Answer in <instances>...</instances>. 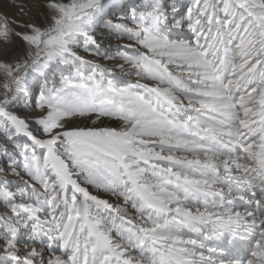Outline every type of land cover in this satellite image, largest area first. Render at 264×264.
Instances as JSON below:
<instances>
[{
    "label": "snow or ice",
    "instance_id": "1",
    "mask_svg": "<svg viewBox=\"0 0 264 264\" xmlns=\"http://www.w3.org/2000/svg\"><path fill=\"white\" fill-rule=\"evenodd\" d=\"M0 264H264V0H0Z\"/></svg>",
    "mask_w": 264,
    "mask_h": 264
}]
</instances>
